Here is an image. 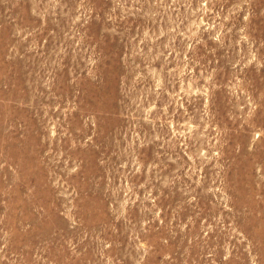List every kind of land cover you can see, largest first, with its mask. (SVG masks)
Returning <instances> with one entry per match:
<instances>
[{"label": "rangeland", "instance_id": "374dc122", "mask_svg": "<svg viewBox=\"0 0 264 264\" xmlns=\"http://www.w3.org/2000/svg\"><path fill=\"white\" fill-rule=\"evenodd\" d=\"M0 264H264V0H0Z\"/></svg>", "mask_w": 264, "mask_h": 264}]
</instances>
